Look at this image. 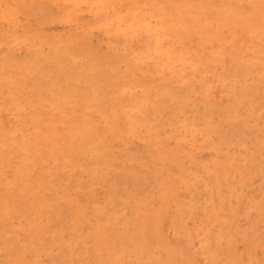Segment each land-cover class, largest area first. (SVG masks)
Instances as JSON below:
<instances>
[{"label": "rangeland", "instance_id": "1", "mask_svg": "<svg viewBox=\"0 0 264 264\" xmlns=\"http://www.w3.org/2000/svg\"><path fill=\"white\" fill-rule=\"evenodd\" d=\"M0 264H264V0H0Z\"/></svg>", "mask_w": 264, "mask_h": 264}, {"label": "bare ground", "instance_id": "2", "mask_svg": "<svg viewBox=\"0 0 264 264\" xmlns=\"http://www.w3.org/2000/svg\"><path fill=\"white\" fill-rule=\"evenodd\" d=\"M29 152V151H28ZM8 180V179H7ZM46 252V251H45Z\"/></svg>", "mask_w": 264, "mask_h": 264}]
</instances>
